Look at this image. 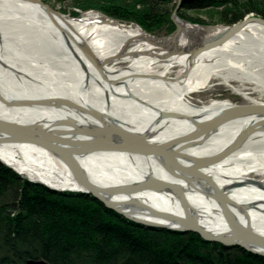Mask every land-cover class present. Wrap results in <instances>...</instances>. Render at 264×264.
I'll use <instances>...</instances> for the list:
<instances>
[{
    "label": "bare ground",
    "instance_id": "6f19581e",
    "mask_svg": "<svg viewBox=\"0 0 264 264\" xmlns=\"http://www.w3.org/2000/svg\"><path fill=\"white\" fill-rule=\"evenodd\" d=\"M180 24L175 43L158 47L139 27L96 13L61 21L39 5L0 0V159L50 187L85 191L68 159L131 218L167 230L192 222L264 252V128L229 148L264 114L210 126L228 101L190 95L215 77L255 83L264 94V24L246 20L219 45L170 52L201 39V27ZM30 135L52 151L20 140ZM76 140L91 151L70 152ZM114 146L122 149H100ZM187 156L207 159L199 165ZM121 183L122 193L103 191Z\"/></svg>",
    "mask_w": 264,
    "mask_h": 264
},
{
    "label": "trees",
    "instance_id": "16d2710c",
    "mask_svg": "<svg viewBox=\"0 0 264 264\" xmlns=\"http://www.w3.org/2000/svg\"><path fill=\"white\" fill-rule=\"evenodd\" d=\"M55 1H72L82 10L95 9L118 21L133 22L151 34L163 30L167 35L175 29L170 19L175 0ZM182 6L203 11L206 23L233 24L249 13L264 19V0H183ZM193 21L205 23L201 18ZM77 203L85 206L83 215L89 218L105 210L109 220L114 217L116 223L110 221L118 229L113 230L128 235L114 232L111 236L116 240H110L109 229H94L98 236L91 235L93 228L82 226L84 218L74 213ZM114 214L95 197L51 191L21 180L0 164V264H25L28 258H44L50 264H264V256L206 241L195 232L140 230ZM42 215L50 220L42 221Z\"/></svg>",
    "mask_w": 264,
    "mask_h": 264
},
{
    "label": "water",
    "instance_id": "95a60500",
    "mask_svg": "<svg viewBox=\"0 0 264 264\" xmlns=\"http://www.w3.org/2000/svg\"><path fill=\"white\" fill-rule=\"evenodd\" d=\"M22 1H26V2H30L36 5H39L40 7H42V9L45 10L47 16H54L57 17V19L59 20H64L66 19V15L60 13V12H55L51 7H49L47 4L43 3L41 0H22ZM181 1V0H180ZM180 1L178 0L177 4H180ZM177 8V6H176ZM176 8H174V11L172 12V21L175 25V29L173 32H171L168 36L166 37H161V38H156L153 36H150L152 38H155L158 41V47H165V45L169 42H174L176 41V38L178 36V33L180 31V27L182 24H180V22H184L186 23V25H192V26H196L199 27V25L196 24H192L190 22H187L181 18H179L178 16L175 15V10ZM258 21L264 24V19L260 18V17H245L243 20L238 21L237 23L233 24L230 27L225 28V30L216 35V36H212L211 39L206 40V41H199L197 43H194L193 45H186V46H182V47H176L173 46L170 49V52H183L185 50L192 52V53H196V52H200L204 49H208L211 48L213 46L219 45L221 43H223L228 37L229 35L235 30L237 29L244 21ZM228 29V31H227ZM194 36V35H193ZM82 46V50L84 51V53L86 54V56L91 59V61H93V63H96L97 61L95 60V58L93 57V55L89 52L88 48L85 46L84 43L81 44ZM188 46V47H187ZM229 104H227L226 106H224L220 111H218V113L214 116L213 121L211 122L210 126H212L213 124H215L216 122L225 120V119H231L234 117H238V116H244L245 114H249V113H256L257 116L264 114V104H257V103H232L229 102ZM166 113H163V115H165ZM264 123V118L260 117V119H258L257 121H253L252 123H250L249 125L246 126V129L239 135H237V137L233 140L232 144H230L231 146L229 148H233L234 146H237L240 142H242V140L244 139V137L248 134L253 132L254 130L257 129H263L264 126L262 125ZM204 124V123H203ZM202 124V125H203ZM209 126V127H210ZM6 128V127H5ZM2 130H6L3 129ZM20 140L22 141H26V142H31L34 143L36 145H40L41 147H44L46 149H49L50 151L51 148L49 147V145L47 144V139L42 137V136H26V137H21ZM74 141V140H72ZM88 142V141H87ZM84 140L78 141L76 140V148L73 147L71 149H69L70 152L74 151L75 153L78 152H85V151H91L89 147H87V143ZM105 149V150H114V149H118L121 150L122 148L114 146L112 148H100ZM129 150V149H127ZM134 150V149H133ZM54 151V150H53ZM52 154H57L55 151L52 152ZM58 155V154H57ZM59 156V155H58ZM64 158V157H63ZM189 158V160H192L194 162H198L199 165H202L200 163H204L205 159H207V157H202V158H197V157H186ZM211 158H214L211 157ZM65 159V158H64ZM64 163H66L67 167L70 169V172L72 173L73 177L75 178V180L77 181V183L81 186L84 187L85 191L87 193H90L91 195H93L96 199L100 200L101 202H103V204L109 208H112L114 210H116L117 212H120L121 214H123L124 216H126L127 218H129L130 220H132L133 222L140 224V225H147V226H155V224H150L148 222H144L142 220H138L135 218H131L128 214L123 213V211H121L120 209H118L117 207H115L113 201H107V199H105L104 197H102V195L99 194L98 192V187L93 185L92 183L90 184L89 182H87L85 179H83L81 176H79V172H76L75 170L77 169V166L75 165V163L73 161H68V159L63 160ZM0 162L6 164L7 166H9L7 163L3 162L0 159ZM11 169H13L10 166ZM14 170V169H13ZM127 186V184H120V185H115V186H109L107 188H103V191H110L112 193H122L120 192V190L124 189V187ZM183 204V202H182ZM168 217H172L169 216ZM180 220V219H179ZM181 221V220H180ZM182 223V222H181ZM184 224V225H183ZM181 224V226L179 228H171L173 230H177V231H193L198 233L201 237H203L206 240H210V241H217L220 242L224 245H235V246H239L241 245V247L251 253H255V254H261L264 255V252H259L257 250H255L254 248H251L245 244H243V242L240 241H233V240H224L221 237H218L216 235H212L210 233H207L205 230L201 229L199 226L193 224L192 222L190 224H185L183 223ZM26 264H50V262L44 258H28L26 260Z\"/></svg>",
    "mask_w": 264,
    "mask_h": 264
},
{
    "label": "rangeland",
    "instance_id": "374dc122",
    "mask_svg": "<svg viewBox=\"0 0 264 264\" xmlns=\"http://www.w3.org/2000/svg\"><path fill=\"white\" fill-rule=\"evenodd\" d=\"M43 3L47 4L49 7H51L55 12H60L64 15H67L69 17H81L84 15V13L86 12H92V13H96V14H99L100 16H104L106 18H111V19H114L112 17H107L106 15H103L102 13H100L98 10H95V9H87V10H82L80 8H78L79 6H77L76 4H74L72 1H69V2H66L64 4H59L57 1L55 0H41ZM180 1V0H179ZM184 1H189V0H184ZM203 1V0H202ZM178 0H175V5H174V8H176L175 10V15L178 16L179 18L187 21V22H190L192 24H196V25H199V27H201L203 30H202V34L200 35L201 37V41L205 40V35H208L209 39H211V35H213V33L217 32L216 35L220 34L221 31H224L225 28L227 27H230L232 26L233 24L237 23H233V24H221V23H206V22H209L207 21V18H203L204 16V12L202 11H199V10H194V9H190L188 7H183L182 6V3H183V0L180 1V4H177ZM174 8L172 10V12L174 11ZM74 12V13H73ZM78 13V15H74L75 13ZM172 12L170 14V19L172 20ZM179 12L181 14H183L184 17L180 16L179 15ZM250 16H253V17H260V16H257L253 13H249V14H246L244 16L245 17H250ZM202 19L205 21V23L203 22H200V21H193V19ZM243 18V19H244ZM261 18V17H260ZM242 19V20H243ZM263 19V18H262ZM116 21H118L117 19H114ZM241 21V20H239ZM119 23H125V24H131L133 25L134 27L137 26L139 27L146 35H149V36H153V37H156V38H161V37H166L168 36L169 34H165L166 32L162 30V32H159L157 34H151V33H148L146 32L145 30H143L139 25L133 23V22H121V21H118ZM173 22V21H172ZM209 29H213V30H209ZM214 35V36H216ZM208 39V40H209ZM206 41V40H205ZM186 44L187 45H193V41L192 40H186ZM125 63H119L117 65H124ZM177 68H174L173 70H171L172 72L170 74H173V72L175 73ZM169 75V74H168ZM254 87H257L255 83H252V82H238L236 80H232V79H229L227 81H224L221 77H215V78H212L211 80H209L205 87H203L202 89H199L197 91H194L192 92L191 97L197 101H200V102H207L209 100H212V99H220V100H227L229 102H232V103H238V104H241V103H246L244 97L241 95V92L243 93H246V92H249V96L250 97H253V98H259V99H262L264 100V94L262 92H257V91H254L252 90V88ZM237 89L239 91H237ZM240 92V93H238ZM0 164H3L5 165L6 167H8L11 171L15 172L18 174V176L20 177V179L22 180H25V181H29V182H32V183H37V184H40L42 186H44L45 188L51 190V191H55V192H59V193H65V192H71L73 194H82V195H85L86 197H89V198H92L94 197L93 195H91L90 193H87V192H84V191H74V190H61V189H56L54 187H50L44 183H41L39 181H36V180H33V179H29L28 177H25V175L23 174H19L15 169H11L10 166H7L6 164L0 162ZM248 175L250 176H254V174L252 173H248ZM121 184H124V183H121ZM120 185V184H118ZM115 186V185H114ZM53 201V200H51ZM100 204L106 208H108L109 210H111L112 212H114V216L116 218H118L119 220L123 219L124 221H129V222H132L134 224H137L135 222H133L132 220H130L129 218H127L126 216H124L123 214H121L120 212H117L116 210L112 209V208H109L107 206H105L100 200H99ZM78 206L77 207H74V213H76L75 215H82V217L84 218V225L88 226L89 228H93L92 230H90V234L91 235H95V236H98L97 232L98 230H103V231H107V229H109L107 232H109L107 234L106 237H110V240H116L115 238H112L111 234H113L114 232H117V231H114L113 229L117 228V225L114 226V224L112 222H114V217H111L110 221L108 218H109V215L106 214L105 210H101V211H98V213H95L97 215L96 218H92V217H88L86 214L83 215V209L85 206H83L81 203H77ZM76 204V205H77ZM38 206H40L41 204L38 203L37 204ZM99 205V204H98ZM100 206V205H99ZM39 208V207H37ZM103 209V208H102ZM88 213V212H87ZM48 216H49V213H46ZM117 214V215H116ZM66 215V214H64ZM106 219V220H105ZM41 220L47 222L49 221L50 219L48 217H45V216H41ZM81 221H83L82 219H79ZM88 221V222H85ZM93 221V222H92ZM98 221V222H97ZM110 221V222H109ZM56 222H59L58 219L56 220ZM92 222V223H91ZM106 222V223H105ZM90 223V224H89ZM99 223H101L100 225H98ZM112 223V224H111ZM116 223V222H114ZM93 224V225H92ZM110 224V226H109ZM78 225V224H77ZM120 225L121 227H123V223L120 222ZM76 227V226H74ZM77 228H79L77 226ZM135 228L137 229H140V230H157V229H161L159 227H155V226H147V225H140V224H137L135 226ZM94 229H97V231H93ZM118 229V228H117ZM178 232H189V231H178ZM193 232V231H191ZM95 233V234H94ZM118 234L124 236L126 235L125 232L124 235L123 233H119L117 232ZM196 233V232H195ZM101 234V233H100ZM198 234V233H197ZM128 235V234H127ZM126 235V236H127ZM199 235V234H198ZM200 236V235H199ZM201 237V236H200ZM203 238V237H201ZM204 239V238H203ZM206 240V239H205ZM206 241H210V240H206ZM212 242H216V241H212ZM222 244V243H221ZM223 246H225L224 244H222ZM228 247V246H226ZM248 252V251H247ZM27 260V259H26ZM26 260H25V264H26Z\"/></svg>",
    "mask_w": 264,
    "mask_h": 264
}]
</instances>
